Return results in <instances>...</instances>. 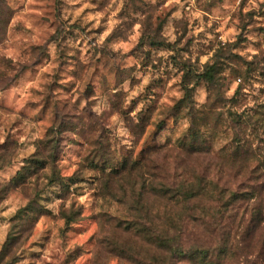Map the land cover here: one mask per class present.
<instances>
[{
  "label": "clouds",
  "instance_id": "1",
  "mask_svg": "<svg viewBox=\"0 0 264 264\" xmlns=\"http://www.w3.org/2000/svg\"><path fill=\"white\" fill-rule=\"evenodd\" d=\"M0 264H264V0H0Z\"/></svg>",
  "mask_w": 264,
  "mask_h": 264
}]
</instances>
